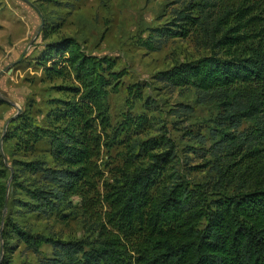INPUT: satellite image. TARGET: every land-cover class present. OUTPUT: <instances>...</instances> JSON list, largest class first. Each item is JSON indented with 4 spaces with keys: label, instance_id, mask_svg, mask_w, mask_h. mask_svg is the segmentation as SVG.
<instances>
[{
    "label": "trees",
    "instance_id": "1",
    "mask_svg": "<svg viewBox=\"0 0 264 264\" xmlns=\"http://www.w3.org/2000/svg\"><path fill=\"white\" fill-rule=\"evenodd\" d=\"M205 5L217 10L212 52L175 65L163 77L172 86L193 88L198 101L217 100L219 123L237 128L250 121L246 135L223 138L226 153L217 185H231L233 192L209 200L205 193H184L171 148L156 146L154 138L137 145L119 139L106 116L104 79L90 58L63 38L38 58L46 80H73L59 88L67 96L45 115L54 128L50 161H16L20 170L39 173L46 187L29 188L15 171L0 166V264L11 248L8 239L28 248L37 241L51 245L53 256L45 264H264V0H206ZM18 119L10 134L14 148L31 152L39 130L22 115ZM114 143L124 150L110 155L108 169L101 164V149L115 150ZM8 176L39 208L78 197L98 227L94 246L84 250L83 241L33 233L4 214Z\"/></svg>",
    "mask_w": 264,
    "mask_h": 264
},
{
    "label": "rangeland",
    "instance_id": "2",
    "mask_svg": "<svg viewBox=\"0 0 264 264\" xmlns=\"http://www.w3.org/2000/svg\"><path fill=\"white\" fill-rule=\"evenodd\" d=\"M205 2L0 0V166L3 162L8 172L15 171L29 188L46 187L39 173L20 170L16 161H50L48 144L54 128L45 115L67 96L59 88L70 86L73 80H46L38 58L46 47L66 38L90 58L104 79L106 116L119 139L129 138L137 145L154 138L156 146L171 148L184 193H205L208 200L230 195L234 187L217 185L226 153L223 138L225 134L246 135L250 121L243 120L237 128L228 122L219 123L217 100L198 101L193 88L172 86L163 77L175 65L212 52L210 30L217 10ZM40 16L43 22L38 29ZM20 115L41 136L31 152L18 153L15 137H10ZM113 148L101 149V164L108 169L112 166L110 155L124 150L118 143ZM105 170V176L110 177L107 167ZM5 185L3 213L22 227L65 242L83 241L84 250L96 243L98 227L78 197L54 206L41 203L39 208L37 201L17 189L10 176ZM8 246L5 264H45L53 256L51 245L42 241L28 248L17 239H8ZM77 256L82 257L80 253Z\"/></svg>",
    "mask_w": 264,
    "mask_h": 264
},
{
    "label": "water",
    "instance_id": "3",
    "mask_svg": "<svg viewBox=\"0 0 264 264\" xmlns=\"http://www.w3.org/2000/svg\"><path fill=\"white\" fill-rule=\"evenodd\" d=\"M40 20H41V21H40V25H39V28H38V29H40V27H41V25H42V22H43L42 16H40ZM17 110H18V112H19L20 109L18 108Z\"/></svg>",
    "mask_w": 264,
    "mask_h": 264
}]
</instances>
